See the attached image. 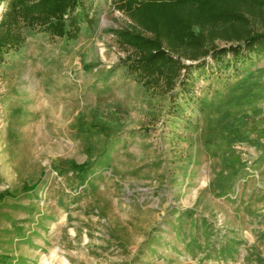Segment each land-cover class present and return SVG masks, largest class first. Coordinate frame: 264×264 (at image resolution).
<instances>
[{
  "label": "rangeland",
  "instance_id": "1",
  "mask_svg": "<svg viewBox=\"0 0 264 264\" xmlns=\"http://www.w3.org/2000/svg\"><path fill=\"white\" fill-rule=\"evenodd\" d=\"M83 4L73 38L25 27L0 52V222L26 213L30 248L0 264H264V50L156 84L127 65L116 32L140 28L116 0Z\"/></svg>",
  "mask_w": 264,
  "mask_h": 264
},
{
  "label": "trees",
  "instance_id": "2",
  "mask_svg": "<svg viewBox=\"0 0 264 264\" xmlns=\"http://www.w3.org/2000/svg\"><path fill=\"white\" fill-rule=\"evenodd\" d=\"M6 8L0 18V52L17 49L24 28L73 38L78 17L86 16L83 0H0ZM140 31L117 30L120 43L133 48L126 58L132 71L162 79L171 87L181 70L204 63L206 56L231 51L264 50V0H116ZM258 22L262 24H258ZM144 32V34L142 33ZM231 43L217 48L214 41Z\"/></svg>",
  "mask_w": 264,
  "mask_h": 264
},
{
  "label": "crops",
  "instance_id": "3",
  "mask_svg": "<svg viewBox=\"0 0 264 264\" xmlns=\"http://www.w3.org/2000/svg\"><path fill=\"white\" fill-rule=\"evenodd\" d=\"M4 146L5 144L0 145L1 152H3ZM4 167L7 168V165H4V162L2 160V168L4 169ZM54 208L58 210L59 212L58 214L61 215V217H63V215L66 214V211H67L66 204H61V205L56 204L54 205ZM1 214L3 218L1 219L0 226H2L3 238L0 240V250L2 246L7 247L6 249L8 251H10L11 249V251H15V252H18L20 250L26 251L27 249H30L29 245H26V244L24 245L19 241L18 235H16V229H15L16 228L15 226H17L19 223H23L22 220L25 219L24 216H26L27 214L26 213L25 215L19 214V212H16L15 209L10 208V207L6 209L5 212H2ZM46 221H47V226H51V228L54 226L65 225L63 224V219L61 220L60 224H58V222H56L54 219H47ZM28 222L29 224H31L33 221L28 220ZM34 224H37V223L34 222Z\"/></svg>",
  "mask_w": 264,
  "mask_h": 264
}]
</instances>
